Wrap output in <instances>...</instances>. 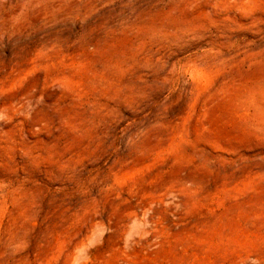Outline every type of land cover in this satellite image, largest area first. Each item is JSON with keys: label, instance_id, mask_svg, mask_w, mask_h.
I'll return each mask as SVG.
<instances>
[{"label": "rangeland", "instance_id": "1", "mask_svg": "<svg viewBox=\"0 0 264 264\" xmlns=\"http://www.w3.org/2000/svg\"><path fill=\"white\" fill-rule=\"evenodd\" d=\"M0 264H264V0H0Z\"/></svg>", "mask_w": 264, "mask_h": 264}]
</instances>
